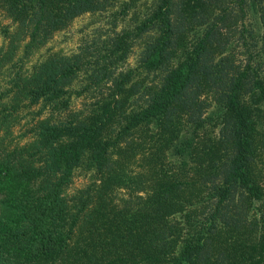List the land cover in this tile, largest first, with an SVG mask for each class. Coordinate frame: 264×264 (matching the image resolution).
Instances as JSON below:
<instances>
[{"label": "trees", "instance_id": "obj_1", "mask_svg": "<svg viewBox=\"0 0 264 264\" xmlns=\"http://www.w3.org/2000/svg\"><path fill=\"white\" fill-rule=\"evenodd\" d=\"M140 2L0 0V264H264V0Z\"/></svg>", "mask_w": 264, "mask_h": 264}, {"label": "rangeland", "instance_id": "obj_2", "mask_svg": "<svg viewBox=\"0 0 264 264\" xmlns=\"http://www.w3.org/2000/svg\"><path fill=\"white\" fill-rule=\"evenodd\" d=\"M150 0H141L139 3L140 10L143 9V4ZM134 10V9H133ZM127 17L121 16L116 9L111 11H103L98 13H88L76 18L73 23L65 30L57 32L54 37L47 43L45 47L39 50L33 57H31V63L42 58L47 53H80L85 50L84 53L98 47V44L107 39L109 35H113L115 31H121L135 21L134 11L127 14ZM251 21L257 31L261 30L259 19L257 14L253 13ZM99 35V36H98ZM98 37H100L99 40ZM6 40L4 33L0 32V45ZM83 53V54H84ZM91 53V52H90ZM90 56V55H89ZM135 54L132 55L127 61L126 68L135 66ZM92 58V57H91ZM13 70L6 71L4 75L0 76V87L6 85L10 79V75ZM78 85H83L79 84ZM34 111V110H33ZM33 113V112H32ZM22 123L15 130L16 141L21 139L22 132L20 129L30 123L31 112L23 111L21 114ZM87 165L81 166L75 174L73 187H81L85 185L91 178L90 172L86 169Z\"/></svg>", "mask_w": 264, "mask_h": 264}]
</instances>
